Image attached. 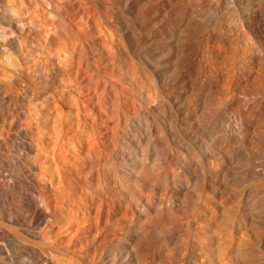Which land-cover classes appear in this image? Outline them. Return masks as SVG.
<instances>
[{
    "label": "bare ground",
    "instance_id": "obj_1",
    "mask_svg": "<svg viewBox=\"0 0 264 264\" xmlns=\"http://www.w3.org/2000/svg\"><path fill=\"white\" fill-rule=\"evenodd\" d=\"M0 264H264V0H0Z\"/></svg>",
    "mask_w": 264,
    "mask_h": 264
}]
</instances>
